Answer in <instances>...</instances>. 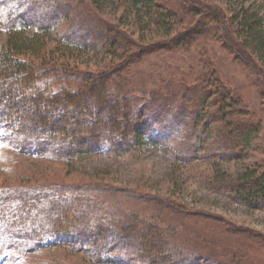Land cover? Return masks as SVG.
I'll return each mask as SVG.
<instances>
[{"label": "rangeland", "instance_id": "rangeland-1", "mask_svg": "<svg viewBox=\"0 0 264 264\" xmlns=\"http://www.w3.org/2000/svg\"><path fill=\"white\" fill-rule=\"evenodd\" d=\"M68 1L72 9H84L92 36L99 37L103 31L114 46L124 37L128 41L125 58L113 56V50L106 47L69 59L61 56L57 62L47 56L37 65L50 63L63 69L69 62V66L76 63L80 69L97 72L128 63L129 71L115 74L128 75L140 91L156 94L161 90L158 95L166 101L163 112L169 120L164 126L158 120L148 122L152 142L116 157L97 154L71 160L38 150L21 153L10 143L0 142V247L4 244L0 264H120L131 254L128 240L121 245L123 227L132 228L128 233L136 246L143 244L138 231L153 229L164 235L163 242L151 237L162 246L150 243L154 247L151 256L139 259L138 264H150L156 257H165L167 262L161 264H187L186 258L179 257L182 254L195 260L192 264L249 263L248 258L241 263L236 257L239 251L230 250L232 241L242 245V250L256 242V263L264 264V206L257 201L247 203L234 191L250 171L264 174V58L245 47L240 34L242 11L248 17H262L264 25V0H158L160 12L174 19L169 35L153 23L142 30L135 14L127 16V0H108L99 6L93 0ZM189 1L204 6L206 13L197 15L188 8ZM72 19L59 16L54 22L47 33L48 50L62 41L63 33L74 31L77 22ZM2 27L0 41L4 42L7 30ZM181 31L188 36L173 43L171 38ZM224 33L231 34L232 41L227 42ZM162 39L168 42L154 44ZM139 47L143 51L135 56ZM117 51L124 55L121 49ZM179 115L183 124L177 122ZM195 116L198 122L192 121ZM142 123L140 128L145 129ZM5 132L0 128V137ZM188 144L196 146V155L181 158L179 148ZM6 189L22 191L34 206L40 201L50 202L48 208L61 201L77 205L79 211L100 218L101 228L113 229L116 235H110L100 251V262L91 253L93 245L70 241L49 245L54 240L51 235L43 236L34 252H26L29 243L16 253L1 251L16 238L11 234L15 223L6 214L11 209L9 201L2 199Z\"/></svg>", "mask_w": 264, "mask_h": 264}, {"label": "trees", "instance_id": "trees-1", "mask_svg": "<svg viewBox=\"0 0 264 264\" xmlns=\"http://www.w3.org/2000/svg\"><path fill=\"white\" fill-rule=\"evenodd\" d=\"M106 1L108 0H93L97 6ZM157 1L127 0L129 3L126 5L127 16L135 14L142 30L150 29L153 23L158 30L163 31V34L169 35L173 29L174 19L160 12L161 7ZM203 7L195 6L193 1L188 2V8L194 10L197 15L204 14ZM83 13L85 11L81 6L72 9L68 0H0V30L2 26L7 30L5 41H0V128L6 130L5 135L0 137L1 143H10L21 153L38 150L71 160L97 154L116 157L127 152L135 153L152 142L147 131L148 122L158 120L164 126L169 120L163 112L166 101L163 103L162 96L158 95L162 93L161 90L156 94L140 91L128 75L126 78L121 74L116 75L118 72L129 71V67L126 68L128 63L97 72L80 69L76 63L69 66V62L63 69L50 63H43L41 67L37 65L38 61L42 62L47 56L53 58V61L60 59L61 56L69 59L74 55H86L88 50L99 52L101 48L106 47L110 48L108 51L113 50V56H122L119 57L121 60L125 58L128 41L121 37L119 38L121 41L114 46L109 35L107 36L105 32L103 35V31H100L99 37L92 36L93 30L86 26L92 24H85ZM59 16L73 18L72 20L77 22V27L70 33H63L62 41L53 50H48L47 33ZM240 16L244 27L240 34L244 35L246 40L245 47H250L258 56L264 58L263 18L257 15L253 16V20L252 17H248L246 10L242 11ZM28 28H35L38 31L28 34ZM187 36L188 32L181 31L180 35H175L171 41L177 43ZM224 38L227 42L232 41L229 33H224ZM167 42L168 39L155 40L154 44L162 46ZM118 49H121L124 55L118 53ZM142 51L143 49L139 47L134 55L139 56ZM57 53L59 58L54 57ZM76 59L80 61L79 58ZM225 94L229 96L228 93ZM201 102L198 107L200 115L203 112L204 99ZM182 112L181 110L180 114ZM119 116L122 120L118 119ZM179 117L180 115L176 119L181 123ZM196 117L191 120L198 122L199 119ZM141 122L145 123V129L140 128ZM179 123L177 125L183 124ZM179 151L181 158L193 157L196 155V146L188 144L179 148ZM236 186L234 191L237 197L247 203L257 201L264 206V174L259 175L250 171ZM2 193V199L9 201L7 204L11 209L6 214L9 215V221L15 223L11 234L16 238L1 251L10 250L16 253L26 249L29 243L31 246L26 252H34L33 249L38 247L43 236L51 235L54 240L49 245H56L60 241L85 243L84 247L87 244L93 245L91 253H95L94 258L100 262L102 254L100 251L106 247L110 235H116L113 229L108 231L101 228L100 218H93L85 210L79 211L77 205L62 204L64 201H61L48 208L50 202L40 201L37 203L40 207H37L22 191L6 189ZM71 216L72 219L65 222L64 219ZM10 224L11 222L7 223V226ZM128 228H121L120 241L121 245H124L126 240L129 241L128 248L131 254L126 256L128 260H120V264H138L139 259L143 261V258L151 256L153 243L159 244L160 241H164L161 232L153 229L138 231L137 234H141L143 244L136 246V240L134 241L128 233L132 228ZM68 236L71 238L64 239ZM151 237L161 240L154 242ZM232 243L229 248L231 251H239L236 257L238 260L241 259V263H244V258H248L250 262L245 264H258L256 242L248 244L249 250L240 249L242 245H237L236 241ZM160 245L162 246L161 243ZM3 246L4 244L0 248ZM179 257L186 258L184 261L187 264L195 261H190V258L183 254ZM151 258L154 259L153 256ZM158 262L161 264L167 261L165 257H156L150 264Z\"/></svg>", "mask_w": 264, "mask_h": 264}]
</instances>
